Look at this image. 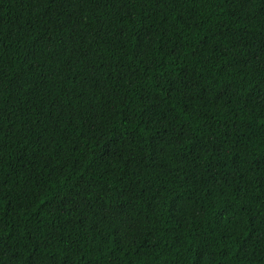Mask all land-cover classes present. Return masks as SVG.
Returning a JSON list of instances; mask_svg holds the SVG:
<instances>
[{
    "label": "trees",
    "instance_id": "obj_1",
    "mask_svg": "<svg viewBox=\"0 0 264 264\" xmlns=\"http://www.w3.org/2000/svg\"><path fill=\"white\" fill-rule=\"evenodd\" d=\"M0 264H264V0H0Z\"/></svg>",
    "mask_w": 264,
    "mask_h": 264
}]
</instances>
